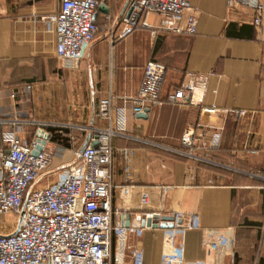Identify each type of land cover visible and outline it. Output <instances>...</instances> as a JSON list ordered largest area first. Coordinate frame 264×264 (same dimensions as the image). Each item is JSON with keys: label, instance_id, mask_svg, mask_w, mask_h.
I'll use <instances>...</instances> for the list:
<instances>
[{"label": "crops", "instance_id": "1", "mask_svg": "<svg viewBox=\"0 0 264 264\" xmlns=\"http://www.w3.org/2000/svg\"><path fill=\"white\" fill-rule=\"evenodd\" d=\"M127 1L98 0V31L85 56L63 66L55 33L40 20L56 14L60 0H0V106L11 118L39 121L52 137H66V144L55 142L69 153L90 139V128L107 125L97 116L100 99L112 100L114 128L124 107L125 136L112 139L110 168L113 223H128L111 239L119 264H169L165 255L177 248L185 262L264 264V245H257L264 230V44L252 10L226 0H187L197 19L193 34L162 30V16L153 13L142 16L148 27L124 33ZM148 61L165 67L162 98L187 73L195 88L187 101L152 106L139 118L124 97L136 94ZM189 129L207 144L219 134L206 151L209 163L180 153ZM150 214L174 216V227L142 225ZM211 238L223 245L207 253Z\"/></svg>", "mask_w": 264, "mask_h": 264}, {"label": "built area", "instance_id": "2", "mask_svg": "<svg viewBox=\"0 0 264 264\" xmlns=\"http://www.w3.org/2000/svg\"><path fill=\"white\" fill-rule=\"evenodd\" d=\"M98 4V0H60L56 14L40 16L55 33V54L63 66H74L85 56L98 31L93 19ZM226 4L252 10L256 38L264 44V0H226ZM127 5L131 12L122 19L124 33L135 27H148L142 20L147 13L162 16L164 31L183 35L195 32L197 19L187 0H128ZM164 73L165 67L157 62L145 64L136 94L124 97L133 115L152 106L189 99L195 88L193 74L187 73L186 80L162 98ZM30 88L31 84L24 86L26 91ZM2 95L0 87V98ZM9 97L14 98L15 94L10 93ZM123 109L117 110L114 128L111 125L112 100L110 97L100 99L97 116L107 125L90 128L92 135L87 145L82 151L70 152L76 162L66 165L58 179L36 185L55 157L64 159L67 149L51 140L52 133L45 130L41 122L11 118L0 106L1 141L5 146L0 149V215H11L16 221V225L7 230V225L0 223V264H119V256L111 255V239L113 234H124L126 226L123 221L113 223L110 168L112 139L125 136ZM202 111L213 114L218 108L203 106ZM26 132H29L27 139L23 137ZM68 140L75 139L69 136ZM218 140L219 134H215L209 144L199 142L190 129L186 130L180 138V153L209 163L206 151ZM91 141H96L97 145L92 146ZM37 146L40 149L33 154ZM222 245L221 239H207L205 251L214 252ZM165 258L169 264H210L205 260L185 262L181 248L175 250L173 257L166 254Z\"/></svg>", "mask_w": 264, "mask_h": 264}, {"label": "rangeland", "instance_id": "3", "mask_svg": "<svg viewBox=\"0 0 264 264\" xmlns=\"http://www.w3.org/2000/svg\"><path fill=\"white\" fill-rule=\"evenodd\" d=\"M64 146V145H63ZM65 147V146H64ZM76 162V158L74 156L67 152L64 156V159L60 160L59 158L55 157L52 161V164L49 166V168L44 172L43 176L38 180V183L36 185L43 184V183H50L58 179L60 173L62 172L63 168L68 165ZM0 223H5L7 225V229L13 228L14 224L16 225L15 218L11 215H0ZM259 238H257V245L259 248H261L262 245H264V230L261 232ZM234 243H231V250H234L236 246H233ZM233 246V247H232Z\"/></svg>", "mask_w": 264, "mask_h": 264}, {"label": "water", "instance_id": "4", "mask_svg": "<svg viewBox=\"0 0 264 264\" xmlns=\"http://www.w3.org/2000/svg\"><path fill=\"white\" fill-rule=\"evenodd\" d=\"M100 9L104 11V13L108 12V9L105 6H103V4L100 5ZM130 12H131V9L128 10L127 16H129ZM148 111L149 109H145L143 112L137 113L136 116L139 118H146ZM87 143H88V140H86V142L81 146L79 151H82L84 147L87 145ZM91 145L96 146L97 142L91 141ZM39 149H40V146H37L32 151V153L36 154ZM141 223L142 225H146V226H159L163 228H172L174 226V216H169V215L156 216L155 215V216L148 217L146 219L141 220ZM127 225L128 223H125V226Z\"/></svg>", "mask_w": 264, "mask_h": 264}, {"label": "trees", "instance_id": "5", "mask_svg": "<svg viewBox=\"0 0 264 264\" xmlns=\"http://www.w3.org/2000/svg\"><path fill=\"white\" fill-rule=\"evenodd\" d=\"M62 140L63 141V143L64 144H66V141H67V138L66 137H64V136H59V135H55V136H53L52 138H51V140L53 141V142H58V140ZM260 262H257V264H259Z\"/></svg>", "mask_w": 264, "mask_h": 264}]
</instances>
